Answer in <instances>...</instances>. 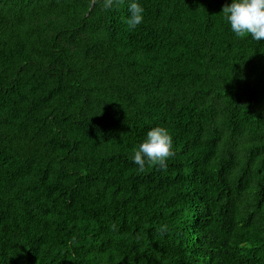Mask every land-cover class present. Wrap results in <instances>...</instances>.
Returning <instances> with one entry per match:
<instances>
[{
    "label": "trees",
    "instance_id": "obj_1",
    "mask_svg": "<svg viewBox=\"0 0 264 264\" xmlns=\"http://www.w3.org/2000/svg\"><path fill=\"white\" fill-rule=\"evenodd\" d=\"M139 2L0 0V264H264V40Z\"/></svg>",
    "mask_w": 264,
    "mask_h": 264
},
{
    "label": "clouds",
    "instance_id": "obj_2",
    "mask_svg": "<svg viewBox=\"0 0 264 264\" xmlns=\"http://www.w3.org/2000/svg\"><path fill=\"white\" fill-rule=\"evenodd\" d=\"M114 0H104V7L111 8ZM144 9L139 0H128L127 23L136 28L143 22ZM225 22L237 37L250 36L255 42L264 40V0H231L222 9ZM172 137L163 127L151 128L142 143L134 151L133 163L143 171L146 163L166 167L167 160L174 155ZM261 264L260 259L255 262Z\"/></svg>",
    "mask_w": 264,
    "mask_h": 264
}]
</instances>
